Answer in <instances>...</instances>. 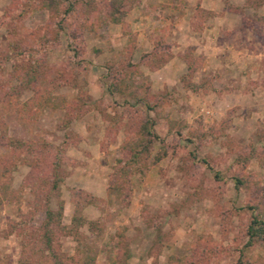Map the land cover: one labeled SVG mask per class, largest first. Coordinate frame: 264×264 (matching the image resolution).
I'll use <instances>...</instances> for the list:
<instances>
[{"label": "rangeland", "instance_id": "374dc122", "mask_svg": "<svg viewBox=\"0 0 264 264\" xmlns=\"http://www.w3.org/2000/svg\"><path fill=\"white\" fill-rule=\"evenodd\" d=\"M125 1L121 25L103 21L108 0H60L53 11L41 0H0V86L13 72L2 54L10 42H20L51 69L39 89L71 104L69 110L47 107L27 121L15 101H0V264H23L21 225L43 221L45 198L38 194L49 193L55 170L63 179L46 206L57 210L64 202V225L72 229L74 189L96 199L80 211L85 226L60 235L55 245L68 258L65 264H83L79 252L88 247L93 264H264V245L246 246L253 214L264 220V0H209L214 11L190 0L191 31L224 26L225 15L235 13L241 29L239 42L232 45L227 35L229 44L220 49L224 71H205L204 51L190 45L203 57L192 82L204 86L193 91L182 76L166 83L150 77L173 53L160 15L167 5ZM183 2L189 1L175 6ZM129 60L139 72L135 84L154 110L110 94L113 77L106 66L113 65L115 75ZM32 96L27 90L18 98ZM146 119L159 136L152 156L162 146L167 155L122 180L125 195L109 193L124 143L136 139ZM251 153L250 161L241 160ZM237 175L249 179V187H237Z\"/></svg>", "mask_w": 264, "mask_h": 264}, {"label": "trees", "instance_id": "16d2710c", "mask_svg": "<svg viewBox=\"0 0 264 264\" xmlns=\"http://www.w3.org/2000/svg\"><path fill=\"white\" fill-rule=\"evenodd\" d=\"M124 3H126L125 0H108L107 19L104 20V17H102L103 21H105V23L123 25L127 16V9L124 8ZM40 6L51 11L58 10L60 0H41ZM89 25L90 26H87L88 28L95 29L93 23ZM193 30L195 31V29ZM41 39L42 41L44 40V45L42 47H45L46 42L44 37L42 36ZM19 43L20 42H10L7 51L2 54L5 61H11L13 63V72L12 76L3 84V87L0 86L2 87L0 88V101H6L10 105H13V101H15L16 110L20 116L27 121L37 120L43 109L47 107L58 108L62 106L69 110L71 104H69L66 98L53 96L50 91H42L39 89L40 83L44 81L46 75L49 74L51 70H49L44 57H37L38 54L36 51H33L32 47H22ZM134 50L135 48H132V55L134 54ZM194 50L195 48L189 47L182 56L186 62L187 69L181 77V82L184 83L188 90L192 91L197 88H203L204 86L203 84L198 85L192 82V77L198 68V63L203 58L196 57L194 55ZM122 63L123 66L116 70L115 75H113L115 72L114 66H106L109 75L113 77V82L108 88L110 94L121 93L126 98L131 97L136 103L144 102L149 110H154L156 106L145 100L143 94L139 90V86L135 84V76L139 74V72L133 70L135 67L134 64L130 62V60L127 62L122 61ZM164 63H166V61ZM164 63H160L157 67L152 68V71L160 68ZM27 90L33 91L34 96L20 102L18 97ZM153 124V121L149 119L143 120L135 130L136 139L125 141L123 157L118 160L119 166L115 168L112 181L108 188L109 193L118 191L119 195H125L124 186L121 184L122 180H128V175L132 174L134 169L143 172L150 162L156 165L167 155V150L162 146V149L152 156L153 145L157 139H159V136L153 130ZM261 137L262 135L259 136L258 141H261ZM252 148L255 151L254 147ZM253 155L254 154L251 153V155L247 157H241V160L246 163L255 157ZM53 176L54 178L51 180L52 184L49 193L47 192L45 196L40 193L38 194L41 196V199L43 197L45 198V205L41 206L39 209L44 212L43 221L38 226L30 225L27 221L23 222L21 225L23 227L22 235L25 239L23 242V264H40L44 262H50V264H65L68 258L61 254L55 245H59L60 235L69 234L73 230L77 232L85 226L86 220L80 211L88 205L95 204L96 199L94 196L82 190L74 189L72 200L76 210L72 218V229H70L63 224V201H60L57 210H52L46 206L50 202L51 194L59 187L63 179L56 170ZM234 179L237 187H249L251 183L249 179L240 175L235 176ZM33 185L35 187V184ZM38 188H40V185L37 186L36 189ZM35 192L37 193V191ZM123 199H125V197ZM257 199L259 203L261 199ZM255 205V207L259 206L258 204ZM250 207L253 208L252 206ZM39 210H36V212H39ZM246 234L248 236L246 246L251 247L254 244L264 245V220L258 214H253L252 220L247 226ZM90 252V247L80 251L79 254H81V257L79 256L78 261L80 262L81 259V263L83 264L95 263L96 258L90 255ZM126 255L127 257L130 256L129 254ZM173 259L176 260L175 257H173Z\"/></svg>", "mask_w": 264, "mask_h": 264}, {"label": "crops", "instance_id": "0c3cea01", "mask_svg": "<svg viewBox=\"0 0 264 264\" xmlns=\"http://www.w3.org/2000/svg\"><path fill=\"white\" fill-rule=\"evenodd\" d=\"M177 1L178 0H158L159 3H162L161 5H167L166 10L161 12L160 15L162 14L161 17H164L162 23L164 27H166L164 31L165 39L168 40L169 35H171V40L173 42L168 40V43L173 44L171 48L173 53L164 65L150 72L151 79L155 81L161 79L163 83H166L171 78H180L187 69L186 62L182 55L185 49L190 47V45H195L198 51H204L206 56L205 71H212L215 69L224 71L227 59L226 56L221 53L220 49L223 47L225 48V45L229 43L234 45V43L239 42L238 37L241 34V29L237 14L235 13L234 16H232V14L231 16L228 14L225 15L223 18L224 26L219 25L218 27L212 24L211 28L206 27L203 33L197 34V32L191 31L190 28V0H186L189 1L188 3L183 2L187 4L181 7L175 6ZM208 1L209 0H201V6L209 10H217V5L214 7L208 6ZM136 10L137 7H133L131 12H135ZM231 19L235 20L233 24H231ZM148 31L150 32L152 29ZM227 35L230 36V42L226 39L228 38ZM237 46L239 45L237 44ZM216 49H218L219 52H217Z\"/></svg>", "mask_w": 264, "mask_h": 264}]
</instances>
